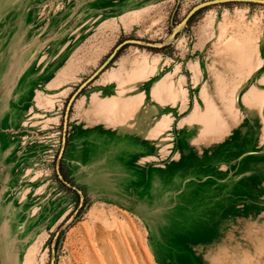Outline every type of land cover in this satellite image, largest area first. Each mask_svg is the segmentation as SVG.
I'll return each instance as SVG.
<instances>
[{
	"label": "rangeland",
	"instance_id": "1",
	"mask_svg": "<svg viewBox=\"0 0 264 264\" xmlns=\"http://www.w3.org/2000/svg\"><path fill=\"white\" fill-rule=\"evenodd\" d=\"M203 1L0 0V264H264V3Z\"/></svg>",
	"mask_w": 264,
	"mask_h": 264
},
{
	"label": "water",
	"instance_id": "2",
	"mask_svg": "<svg viewBox=\"0 0 264 264\" xmlns=\"http://www.w3.org/2000/svg\"><path fill=\"white\" fill-rule=\"evenodd\" d=\"M221 1H226V0H207V1H203V2H201V3H199V4H197L194 8H192V10L189 12V14H190L193 10H195V9L201 7V6H204V5H207V4H210V3H215V2H221ZM244 1H252V2H260V3H264V0H244ZM189 14H188V15H189ZM187 17H188V16H187ZM187 17H185L183 21H185Z\"/></svg>",
	"mask_w": 264,
	"mask_h": 264
},
{
	"label": "bare ground",
	"instance_id": "3",
	"mask_svg": "<svg viewBox=\"0 0 264 264\" xmlns=\"http://www.w3.org/2000/svg\"><path fill=\"white\" fill-rule=\"evenodd\" d=\"M7 229H8V228H7ZM9 229H10V228H9ZM115 240H116V238H115ZM120 240H121V239H119V241H120ZM117 243H119V242H117ZM122 243H123V242H122ZM116 246L118 247V244H116ZM107 249H108V248H107ZM124 252H125V251H124ZM105 253L107 254V251H105ZM118 254H119V253H118ZM110 255H111V253H110ZM136 255H137V254H135V257H136ZM139 255H140V253H139ZM107 256H108L107 258H109V255H107ZM125 256H126V253H125ZM138 257H139V256H138ZM141 257H142V256H141ZM120 258H121V257H120ZM121 259H122V258H121ZM123 259H124V258H123ZM123 259H122V262L126 264V263H127L126 260H125V259L123 260ZM136 259H137V258H136ZM127 260H128V258H127ZM124 261H125V262H124ZM137 261H139V260L137 259ZM143 261H144V260H143ZM139 262H140V261H139ZM139 262H138V263H139Z\"/></svg>",
	"mask_w": 264,
	"mask_h": 264
},
{
	"label": "crops",
	"instance_id": "4",
	"mask_svg": "<svg viewBox=\"0 0 264 264\" xmlns=\"http://www.w3.org/2000/svg\"><path fill=\"white\" fill-rule=\"evenodd\" d=\"M142 130H143V132H144L145 134H148V132H149V130H150V125H149V126L144 125V127L142 128ZM14 175H15V174H14ZM21 176H22V175L16 176V178L21 177Z\"/></svg>",
	"mask_w": 264,
	"mask_h": 264
}]
</instances>
